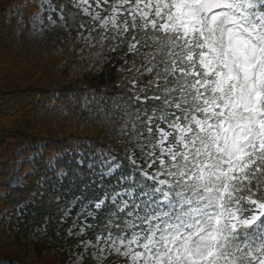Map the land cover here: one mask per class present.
I'll list each match as a JSON object with an SVG mask.
<instances>
[{"label":"snow or ice","instance_id":"6c2138e0","mask_svg":"<svg viewBox=\"0 0 264 264\" xmlns=\"http://www.w3.org/2000/svg\"><path fill=\"white\" fill-rule=\"evenodd\" d=\"M3 7L17 36L61 33L64 48L53 51L77 57L70 79L116 73L109 87L74 92L64 105L53 93L48 109L103 126L111 144L22 145L0 172L17 186L39 177L29 200L47 195L55 205L65 232L56 235L73 241L61 246L66 264H264V0ZM15 211L19 221L26 207ZM50 220L31 236L45 237Z\"/></svg>","mask_w":264,"mask_h":264},{"label":"trees","instance_id":"16d2710c","mask_svg":"<svg viewBox=\"0 0 264 264\" xmlns=\"http://www.w3.org/2000/svg\"><path fill=\"white\" fill-rule=\"evenodd\" d=\"M5 2L15 9L27 0H0V20L7 15V22L12 23V28L7 30V40L0 38V167L5 158L13 157L22 145L33 147L44 143L45 152L66 146L71 137H80L98 145L111 144L107 130L95 122L85 123L83 118L77 119L72 115L62 117L59 112V118L55 121L39 119L36 113L53 102L49 99L53 93L61 97L56 103L64 105L68 103L64 97L74 92L79 93L86 89L99 92L100 89L109 87L114 83L116 73L108 72L107 69L99 73L78 70L76 76L70 79L72 64L76 62L77 57L66 50L62 55L54 53V48H64V45L59 43L60 38L56 44L40 50L32 46L30 39H26L24 35L17 36L14 32L16 25L13 16H9L13 12L4 9ZM22 15L27 17L30 13L25 12ZM57 34L61 36V33ZM68 61H71V64ZM8 100L15 103L16 109L13 112H6L4 109ZM37 179L38 176L30 177L22 187L4 189L7 191V198L0 200V215L4 214L5 208L12 213L7 220L1 218L0 222L9 225L10 234L20 246L24 245L22 239L33 238V229L39 226L46 216L51 215L47 235L40 239L34 237L33 252L36 260L29 261L22 248L16 249L10 242L0 238V262L66 264V253L61 250V246L70 247L73 241L57 237V232L60 237H64L65 232L57 223L55 205L47 195L29 200L31 193L36 189ZM17 205L26 207L19 221L16 220Z\"/></svg>","mask_w":264,"mask_h":264},{"label":"rangeland","instance_id":"374dc122","mask_svg":"<svg viewBox=\"0 0 264 264\" xmlns=\"http://www.w3.org/2000/svg\"><path fill=\"white\" fill-rule=\"evenodd\" d=\"M9 16L12 17L13 13H10ZM59 38L60 37L57 34V31L53 30L51 32H48L47 35L44 37L37 36V37L30 39V41H31L32 46H34L36 49L45 50L49 45L56 44ZM50 105L51 104H48L45 108H42L39 112H37L36 117H38L39 119L47 118L53 121L57 120L59 118V115H58L59 113L49 111L48 109ZM4 109L6 112H13L16 109L14 101L8 100L5 104ZM10 158H13V157H10ZM21 160L23 161V158H21ZM25 163L26 161H23V164ZM6 167H7V161H4V165L0 168V172H3ZM4 183H11L12 187H19L22 185L21 184L17 186L15 180L10 176L0 175V184H4ZM5 193L6 191L4 189H0V195H4ZM3 216L4 214L0 216V220ZM10 233H11V230L9 228V225L3 224L2 222H0V238H2L3 240L7 242H10L16 249L22 248L23 253L26 254L29 261H35L36 256L33 252V241L35 240V238L33 237L29 240L22 239V242L24 243V245L20 246L18 242H16V240L14 239L13 235Z\"/></svg>","mask_w":264,"mask_h":264}]
</instances>
